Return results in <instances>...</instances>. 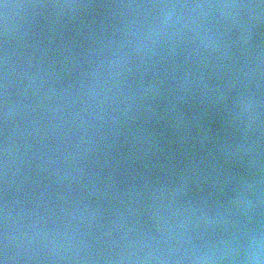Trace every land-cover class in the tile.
Masks as SVG:
<instances>
[{"label": "water", "instance_id": "1", "mask_svg": "<svg viewBox=\"0 0 264 264\" xmlns=\"http://www.w3.org/2000/svg\"><path fill=\"white\" fill-rule=\"evenodd\" d=\"M0 264H264V0H0Z\"/></svg>", "mask_w": 264, "mask_h": 264}]
</instances>
